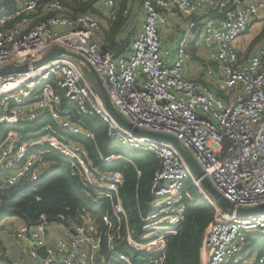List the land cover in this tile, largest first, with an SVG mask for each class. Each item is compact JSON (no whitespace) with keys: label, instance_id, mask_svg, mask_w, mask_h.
<instances>
[{"label":"built area","instance_id":"1","mask_svg":"<svg viewBox=\"0 0 264 264\" xmlns=\"http://www.w3.org/2000/svg\"><path fill=\"white\" fill-rule=\"evenodd\" d=\"M94 1L107 19L116 18L117 0ZM123 15L126 47L116 54L91 12H74L63 0H0V69L21 67L0 73V193L41 182L63 162L92 190L94 202L108 200L111 212L99 225L87 213L79 223H61L66 235L53 243H46L47 217L40 214L35 225L12 232L25 243L24 255L5 264H111L103 246L124 264H163L167 239L194 200L189 182L213 208L199 264H264L252 245L264 238V210L236 214L264 205V0H128ZM251 28L250 39H258L246 52L249 43L237 42ZM165 32L177 42L164 54ZM53 48L81 56L133 128L175 137L232 210L215 204L173 145L117 122L84 78L83 62L64 54L42 60ZM190 61L193 68L186 69ZM75 112L100 119L115 144L158 159L139 229L120 202L122 172L108 169L129 159L98 153L94 163L77 139H93V133ZM22 124L33 126L18 128Z\"/></svg>","mask_w":264,"mask_h":264},{"label":"trees","instance_id":"2","mask_svg":"<svg viewBox=\"0 0 264 264\" xmlns=\"http://www.w3.org/2000/svg\"><path fill=\"white\" fill-rule=\"evenodd\" d=\"M119 1V2H118ZM63 2L74 12H91L102 17L94 7V0H71ZM119 4V5H118ZM128 0H117V16L114 20L107 19L106 26L102 32L103 43L112 49L114 53H120L126 45L121 39V29L126 21L123 11L126 9ZM264 34V28L263 32ZM193 52V48H191ZM75 117L82 121L83 127L93 133V139L77 138L87 150L89 158L99 162V154L109 155L117 153L123 155L127 160H118L108 169L119 170L123 174V181L119 187L120 202L128 214L130 225L135 229L140 228L138 214L148 211L151 200L150 187L153 173L158 166V159L154 154L145 150H134L124 148L114 143L107 136L104 123L97 117L74 113ZM45 119L38 121L40 125ZM33 126L22 124L18 128ZM60 169L41 182L32 185H22V191L18 187L11 188L0 193V220L6 216H14L33 226L39 220L40 214L55 218L64 225L67 220L81 222L83 215L87 213L91 219L100 224L101 215L111 213L108 200H92L93 192L85 188L78 178L71 176L65 163L59 162ZM139 172V174H137ZM193 189V202L189 203L184 211V219L179 225L177 232L167 239L165 248V259L163 264H199V248L207 225L212 221L213 208L203 199L197 189L188 183ZM197 191V195H195ZM64 217V222L61 220ZM259 248L260 256H264V238ZM100 253L106 261L111 264H124L122 261L106 254L104 246ZM4 257L0 256V259Z\"/></svg>","mask_w":264,"mask_h":264},{"label":"water","instance_id":"3","mask_svg":"<svg viewBox=\"0 0 264 264\" xmlns=\"http://www.w3.org/2000/svg\"><path fill=\"white\" fill-rule=\"evenodd\" d=\"M192 31H193V29H192ZM61 54L70 56V57L84 63V65L88 68L90 76L92 77L94 83H96L97 90L101 95V98L103 100V103H104L106 110L109 112V114L117 122H119L124 127L131 129L133 132H135L139 135L147 136V137H150L152 139L159 140V141H165V142H168L171 145H173V147L179 152L181 157L187 163V165H188L190 171L192 172V174L194 175V177L197 179H200V183H201L202 187L213 197V199L215 200V204L224 210H229V211L232 210V207L229 204V202L222 195H220L216 190L213 189L210 182L203 176V172H202L201 168L199 167V165L197 164V162L192 158V156L187 151H185V149L182 147L180 142L175 137L170 136V135L157 134V133H152V132H148V131L139 130L137 128H133L117 112V110L114 108V106L111 104V102L109 100L107 91L104 87L102 80L99 78L98 74L94 71V69L81 56L74 54L70 51H66L64 49H61V48H53L43 56L42 60H47V59H50L51 57H55V56H58ZM19 69H21V67L6 66V67L0 69V73L6 72L9 70H19ZM262 210H264V205L258 206L256 208H251V209L239 208L236 210V214H246V213L255 212V211H262ZM46 221H47V223H50V222H54L56 220H55V218L47 217ZM26 225L30 226L29 222H26ZM38 251H39V254L41 257H43L45 255L44 246L40 247ZM95 257L99 258L100 254L97 252L95 254Z\"/></svg>","mask_w":264,"mask_h":264},{"label":"crops","instance_id":"4","mask_svg":"<svg viewBox=\"0 0 264 264\" xmlns=\"http://www.w3.org/2000/svg\"><path fill=\"white\" fill-rule=\"evenodd\" d=\"M66 2H70V0H65ZM97 12H100L99 14L102 15L101 17V31L105 28H107V18L104 16L103 6L99 1L95 2L94 5ZM140 7H134V10L139 9ZM135 18L137 20H140L142 18L141 14L132 12ZM139 28V27H138ZM101 32V35H102ZM255 34V30L243 35L240 40H238L237 45L238 46H244L247 42H250V38ZM176 34L174 33H163V36H165V40H163L164 44L162 47V52L167 53V51H173L174 45L177 42V37H175ZM250 37V38H249ZM124 45L126 42L122 40ZM240 41V42H239ZM244 43V44H239ZM193 47V50L195 49L193 44L190 45V49ZM192 52V51H191ZM193 54V52H192ZM197 76V75H196ZM56 223H59L57 221L47 223L45 229H46V243H53L57 238H62L66 235V228L60 223L61 229H57L54 225ZM24 224L21 220L14 216H6L3 217L0 220V256L4 257L3 259H0V264H5L9 258H20L24 255L22 248L24 246V242H20L14 236L12 235V232L17 230L19 227H21ZM26 224V223H25Z\"/></svg>","mask_w":264,"mask_h":264},{"label":"rangeland","instance_id":"5","mask_svg":"<svg viewBox=\"0 0 264 264\" xmlns=\"http://www.w3.org/2000/svg\"><path fill=\"white\" fill-rule=\"evenodd\" d=\"M96 2V1H95ZM95 2H94V5H95ZM119 2V1H118ZM119 5V4H118ZM185 26V24L184 23H181L180 22V24H179V27L180 28H183ZM264 28V22L262 23V29ZM249 31H252V28L249 30ZM263 32V31H262ZM264 34H260L259 35V38L260 37H262ZM256 37V36H255ZM254 37V38H255ZM250 38V37H249ZM253 38V39H254ZM258 39V38H257ZM257 39H255V40H251L250 39V42H247V43H249V45L247 46V48H246V52H248V50L251 48V46L255 43V42H257ZM240 40V39H239ZM240 42V41H239ZM246 43V44H247ZM192 44V43H191ZM239 44H244V43H239ZM245 44V45H246ZM244 45V46H245ZM193 48V47H192ZM167 52H171V50L170 51H167ZM245 52V53H246ZM245 53H241V55H244ZM195 54V49L193 50V55ZM186 69H192L193 68V62L192 61H190L186 66ZM83 69H84V78L87 80V82H88V84L90 85V87L95 91V92H97L98 90H97V86H96V83H94V81H93V79H92V77L90 76V73H89V70H88V68L84 65L83 66ZM124 148H127V147H124ZM25 189V187H18L17 188V191H22V190H24ZM190 191H191V193H193L192 191H193V189L191 190L190 189ZM195 195H197V191H195ZM57 229H61V225H60V223H56V225H54ZM252 245L254 246V251H253V253H257L258 252V250H259V248H260V246H261V240H253V243H252Z\"/></svg>","mask_w":264,"mask_h":264}]
</instances>
